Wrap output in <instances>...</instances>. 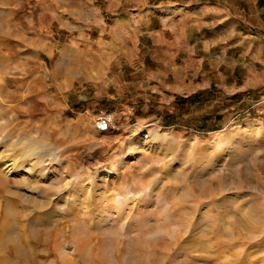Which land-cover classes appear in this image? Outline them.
I'll use <instances>...</instances> for the list:
<instances>
[{
    "label": "rangeland",
    "instance_id": "1",
    "mask_svg": "<svg viewBox=\"0 0 264 264\" xmlns=\"http://www.w3.org/2000/svg\"><path fill=\"white\" fill-rule=\"evenodd\" d=\"M228 5L0 0V264H264V27L244 54Z\"/></svg>",
    "mask_w": 264,
    "mask_h": 264
},
{
    "label": "crops",
    "instance_id": "2",
    "mask_svg": "<svg viewBox=\"0 0 264 264\" xmlns=\"http://www.w3.org/2000/svg\"><path fill=\"white\" fill-rule=\"evenodd\" d=\"M239 6H247V2L253 6L251 15L255 20H248V25L243 24L239 15H234V11L228 5L226 8L227 16L224 17L222 21L226 19L227 23H222V26H228V31L226 33L227 38L231 39L230 43H234L238 50L246 53L255 45L262 41V29L264 27V0H233ZM233 12V13H232ZM220 21H218L219 23ZM226 24V25H225ZM242 24V25H241ZM245 30L246 34L242 36L239 34L240 31Z\"/></svg>",
    "mask_w": 264,
    "mask_h": 264
},
{
    "label": "built area",
    "instance_id": "3",
    "mask_svg": "<svg viewBox=\"0 0 264 264\" xmlns=\"http://www.w3.org/2000/svg\"><path fill=\"white\" fill-rule=\"evenodd\" d=\"M111 121L112 115L110 113L103 112L101 115L95 118L93 123L94 129L100 133L108 131Z\"/></svg>",
    "mask_w": 264,
    "mask_h": 264
},
{
    "label": "bare ground",
    "instance_id": "4",
    "mask_svg": "<svg viewBox=\"0 0 264 264\" xmlns=\"http://www.w3.org/2000/svg\"><path fill=\"white\" fill-rule=\"evenodd\" d=\"M38 190V189H37ZM39 191V190H38ZM42 192V191H41ZM44 206V205H43ZM72 207V206H71ZM36 210H38V209H36ZM63 215H65V214H63ZM51 217V216H50ZM20 218V217H19ZM46 218V217H45ZM51 219H54L53 217L51 218ZM88 220V219H87Z\"/></svg>",
    "mask_w": 264,
    "mask_h": 264
}]
</instances>
